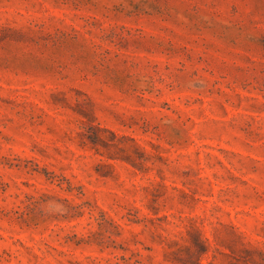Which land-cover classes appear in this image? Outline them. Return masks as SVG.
<instances>
[{"label": "rangeland", "instance_id": "obj_1", "mask_svg": "<svg viewBox=\"0 0 264 264\" xmlns=\"http://www.w3.org/2000/svg\"><path fill=\"white\" fill-rule=\"evenodd\" d=\"M0 264H264V0H0Z\"/></svg>", "mask_w": 264, "mask_h": 264}]
</instances>
